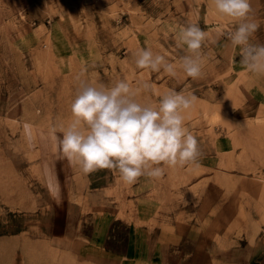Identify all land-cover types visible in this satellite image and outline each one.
<instances>
[{"label": "rangeland", "instance_id": "rangeland-1", "mask_svg": "<svg viewBox=\"0 0 264 264\" xmlns=\"http://www.w3.org/2000/svg\"><path fill=\"white\" fill-rule=\"evenodd\" d=\"M250 3L264 43V0ZM190 22L208 33L201 78L137 68L141 48L179 64ZM233 26L212 0H0V264H264V75L240 64ZM78 78L126 80L152 106L195 95L199 162L131 185L85 175L49 135Z\"/></svg>", "mask_w": 264, "mask_h": 264}, {"label": "clouds", "instance_id": "clouds-1", "mask_svg": "<svg viewBox=\"0 0 264 264\" xmlns=\"http://www.w3.org/2000/svg\"><path fill=\"white\" fill-rule=\"evenodd\" d=\"M212 2L221 17L231 18L234 26L222 34L239 49L240 64L251 74L264 75V43L253 42L260 26L252 16L250 0ZM207 37L198 22L178 25L177 46L187 49L179 64L151 48L139 49L135 64L153 72L163 69L170 76H176L179 67L187 77L201 78ZM136 94L123 79L110 85L79 79L70 105L71 121L49 130L57 152L73 160L85 175L114 170L129 185L142 176L160 178L164 173L160 165L197 164L201 156L198 139L185 125L182 114L192 107L195 95L169 89L152 106L138 102ZM28 138L31 140L30 132ZM52 195H59L58 179Z\"/></svg>", "mask_w": 264, "mask_h": 264}]
</instances>
